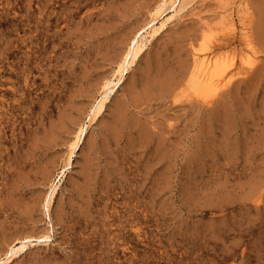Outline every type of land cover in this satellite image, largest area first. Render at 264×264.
Wrapping results in <instances>:
<instances>
[{
	"label": "rangeland",
	"instance_id": "obj_1",
	"mask_svg": "<svg viewBox=\"0 0 264 264\" xmlns=\"http://www.w3.org/2000/svg\"><path fill=\"white\" fill-rule=\"evenodd\" d=\"M163 1L0 0V260L264 264V0H188L90 122Z\"/></svg>",
	"mask_w": 264,
	"mask_h": 264
},
{
	"label": "bare ground",
	"instance_id": "obj_2",
	"mask_svg": "<svg viewBox=\"0 0 264 264\" xmlns=\"http://www.w3.org/2000/svg\"><path fill=\"white\" fill-rule=\"evenodd\" d=\"M188 3H189L188 0L163 1L161 4H159L154 9V11L152 12L150 20L147 21L142 27H140L136 31V33L134 34L133 38L130 39L131 41L129 42V46L123 52L122 56L119 59V63L116 66L115 76L105 82L103 93L101 94V97L94 103V105L90 111L91 112L90 113L91 114L90 122L95 120L96 117L99 116V114L101 113V111L104 107V104L107 103V100L109 98V94L112 93L119 85H121V83L123 82L124 76L128 73L130 68H132L136 65L138 59L144 53L145 49L148 47V43L153 38H155L157 35H159L161 33V31H163L165 28H167L168 22L172 18H174L182 9H184V7L187 6ZM260 6L261 5H259L258 7H260ZM258 10H257L258 22L255 25L254 29H255V33L260 38V35L262 33V29H263V24L261 23V17H263V15H262L263 9L261 8V10H259V12H258ZM254 36H255V34H254ZM257 37H255V38H257ZM241 58H242V56H241ZM219 63L221 65L217 64V63H213V62L211 64V63L206 62L204 60H202L199 63H196L197 69H195L196 71L192 75V84L194 85L195 89L201 90L204 93L207 92L208 87L210 86L212 77L218 75L222 71V68L224 67L222 62H219ZM86 130H87V125L82 124L79 127L78 131L76 132V135L73 137L74 141L70 145V153H69V157H68V160L66 162L65 168L70 166V163H71L70 159H71L73 153L76 151V149L80 145L85 133L87 132ZM50 188H51L50 193L46 197L47 199H46L45 205H44L45 211L48 214H49L50 208L53 204L54 197H55L58 186L53 185ZM50 237H51L50 234H48L46 236H42V238H40V239H31V238L25 239L24 238V239L18 241L15 245H12L11 247H9V249L6 253L5 259H1L0 264H7L8 262H10V260H12V258H14L17 255H19L20 253L24 252V250L26 249L28 244L31 243V241H35L36 243L47 242L50 239Z\"/></svg>",
	"mask_w": 264,
	"mask_h": 264
},
{
	"label": "crops",
	"instance_id": "obj_3",
	"mask_svg": "<svg viewBox=\"0 0 264 264\" xmlns=\"http://www.w3.org/2000/svg\"><path fill=\"white\" fill-rule=\"evenodd\" d=\"M233 93L236 94V91H234ZM261 93H262V85L260 83L258 84L257 80H255L251 84H249L248 90L246 92L242 94L238 93V95L252 99L254 97H257Z\"/></svg>",
	"mask_w": 264,
	"mask_h": 264
}]
</instances>
